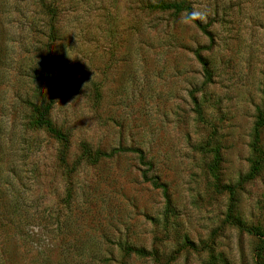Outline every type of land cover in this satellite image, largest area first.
I'll use <instances>...</instances> for the list:
<instances>
[{"label":"rangeland","instance_id":"rangeland-1","mask_svg":"<svg viewBox=\"0 0 264 264\" xmlns=\"http://www.w3.org/2000/svg\"><path fill=\"white\" fill-rule=\"evenodd\" d=\"M161 1L180 0H0V264H264V236L225 221L231 204L264 232V0ZM47 82L68 166L84 141L151 168L121 152L69 171L31 124Z\"/></svg>","mask_w":264,"mask_h":264},{"label":"trees","instance_id":"trees-1","mask_svg":"<svg viewBox=\"0 0 264 264\" xmlns=\"http://www.w3.org/2000/svg\"><path fill=\"white\" fill-rule=\"evenodd\" d=\"M189 0H180V1H174V2H157L155 4H152L151 7L154 9H160V10H173L174 12H181V11H189V5H188ZM41 9L42 11L44 10V13L47 14H54V6L51 5L50 3H44L42 2L41 4ZM47 87L49 91V98L47 102L43 105H38L35 103H30V116H31V124L33 127L37 128H42L46 130L49 134H51L54 138L60 140L62 142V149L60 150L59 154V161L61 164H63L69 171L73 170V168L78 165L81 161H86L88 163H96L100 158L104 157H112L115 154H119L121 152H132L136 153L139 162L141 165L146 166L147 170L151 168V164L148 161H145L144 159V154L141 150L137 148H128V147H117L113 148L109 152H103L97 149H92L91 146L82 141L80 142V156L76 160V162L72 166H68L67 161H66V149H67V144H68V136L65 132L61 131L60 129L56 128L51 120L48 117L49 110L51 109V106L53 104V99L55 96V90L51 86L50 82H47ZM198 113L200 114V110L198 109ZM264 126V111L259 109L257 110V115H256V122L254 124V141H253V146H256V144L259 141V134L261 128ZM217 155H218V150H215V155H214V166L217 164ZM259 168V162L254 161L250 167V171L247 175V177L252 178L254 177L256 171ZM143 176L146 180L151 181V184L155 188H160L162 192L164 193L166 199H167V188L166 185L162 182H160L155 176H146V171L143 172ZM223 189L228 191V195L230 197V200L232 197L235 195V188L233 186H223ZM228 213L226 214L225 221L229 222L233 225H236L240 229H244L247 232H250L252 234H257V235H262L264 236V232L259 230V228H254L251 226H246L236 220L233 215L231 214V204L228 207ZM184 247H189L193 250H199L197 246L193 242L190 241H185L183 244ZM125 253L128 255H136L140 257H152L154 260H157V255L155 251L153 250H146L143 248H138V247H132V246H127L125 248ZM212 258V257H211Z\"/></svg>","mask_w":264,"mask_h":264}]
</instances>
